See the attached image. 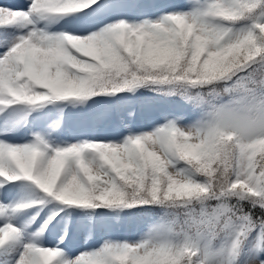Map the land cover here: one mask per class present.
Instances as JSON below:
<instances>
[{"label": "snow or ice", "instance_id": "obj_1", "mask_svg": "<svg viewBox=\"0 0 264 264\" xmlns=\"http://www.w3.org/2000/svg\"><path fill=\"white\" fill-rule=\"evenodd\" d=\"M0 264H264V0L0 2Z\"/></svg>", "mask_w": 264, "mask_h": 264}]
</instances>
